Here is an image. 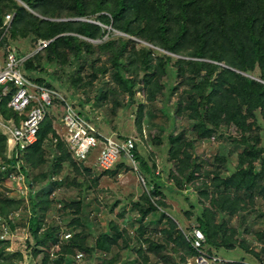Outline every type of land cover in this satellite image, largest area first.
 <instances>
[{
	"label": "rangeland",
	"instance_id": "1",
	"mask_svg": "<svg viewBox=\"0 0 264 264\" xmlns=\"http://www.w3.org/2000/svg\"><path fill=\"white\" fill-rule=\"evenodd\" d=\"M18 1L28 7L22 0ZM27 9L36 15L46 17L29 7ZM67 13L70 15L69 18L63 19L89 20L90 18L73 17L72 11ZM20 22L15 20L14 24H18V29L15 31V36H10L9 32L11 43L6 44L12 45L20 55H29L32 59L38 52L40 40L38 41V38L31 34H21L25 24ZM104 27L113 30L114 38L120 35L128 37L124 32L113 29L111 25H104ZM107 37L106 34L92 42L102 43L108 39ZM133 39L139 42V49L144 44L162 50L138 36H133ZM2 48L4 47L0 46V55ZM128 53L127 50L125 64L129 63ZM136 53L138 61L135 66L142 71L145 69L144 59L140 50ZM74 55L70 51L65 62L56 60L51 63H47L46 56L36 57L33 60L34 66L28 69L35 70L33 73L36 75H45L48 78L46 83L51 84L52 89L59 90L69 99L97 131L116 137L122 135L136 138L138 151L148 156L151 163L155 161L154 171L160 177V181H156L163 183V196L152 195V201L158 203L160 211H152L142 216L140 210L134 205L136 201L144 203L142 194L150 193L154 184L149 183L148 177L146 178L130 160H125L124 157L112 170L102 171L94 160L96 155L92 153L93 158L84 162V165L91 170L90 174L82 171L83 169L80 173L76 172L69 161L64 162L61 170L52 172L46 177L38 176V172L42 171L35 170L32 176H38L37 183L35 184L33 178L26 175L24 180L25 184L29 185L30 191L28 193L21 191L20 187H24V184L21 182L23 176L19 165L10 162L13 160L14 150L13 142L9 140L11 135L8 125L17 124V122L13 118L5 119L0 113V132L6 142L3 155H0V173L2 174L0 196L3 199L10 198L15 201L14 205L8 207L10 208L8 211L9 235L5 239H0V263L196 264L193 259L195 253L192 254L190 249L180 248L178 245L167 242L168 219H163L161 211L178 222L186 239L190 241L189 233L194 226L198 225L197 217L201 215L202 209L210 205V200L202 197L195 186L204 179L213 184L218 175L215 173L207 175V172L219 167L222 175L227 177L222 183V189L229 190L234 196L236 193L230 188L229 176L246 165L245 155L249 152V144L261 138L260 143L264 147V118L258 113L261 128L256 130L252 127L250 132L253 140L249 138L246 143L240 141L242 131L236 125L226 127L225 124V127L219 128L210 137L200 136V121L191 118L188 110V113L185 110L177 112V105L185 107L189 102L182 95V88L169 89V83L172 85L177 83L178 78L170 77V75H164L162 78L160 76L161 79H158L161 83H166L161 90L152 84L144 87L143 79L139 75V82L133 94H130L129 91H123V88L115 82L116 69L112 61L105 58L106 56L100 61L96 60V66L107 62L110 64L108 71L106 74L100 73L97 78H93L90 67L93 59L97 58V54L88 51L79 58ZM42 68H47L49 75L40 72ZM134 70L135 68L129 72V76L136 78ZM79 71H81V80H78ZM111 87L116 88L117 92L113 89L111 91ZM55 107L57 109H51L49 116L57 135L66 141L65 129L61 121L63 111L59 101H56ZM201 108H207L206 103H203ZM140 110L142 113L139 122ZM172 136L180 138L179 153L172 152ZM184 150L186 154L191 155L193 163L199 165L194 172L200 177L187 182L183 176L181 185V179L175 180L174 177L179 175L187 164L188 156ZM216 156H223L225 160L217 163ZM73 158L77 162L74 156ZM53 159H55L54 154L47 156L45 167L53 165ZM27 164L25 162V169ZM39 193L47 194L49 204L45 202L40 204L41 201H35L34 196L37 197ZM71 202L80 203L78 213L72 207L65 206ZM36 214L40 215L41 222L37 234H34L32 218ZM75 217L79 218V226L74 225ZM223 217L228 220V226L236 229L234 234L228 233L234 245L230 248H222L217 253V256L223 259V264H234L236 261L243 264H258L256 259L258 257L247 252V248L240 247V242L241 245L244 243L243 245H249L250 249L259 252L264 259V237L260 238L264 235V202L258 199L256 205L247 212L239 211L232 217L223 213L218 215L217 223L212 227L220 234H222L220 224ZM115 225L119 227L115 234L117 238H114L111 244L105 245L104 242L100 246L98 244L100 233H115L110 230ZM57 227L58 229H54ZM247 227L248 232L245 231ZM80 229H83L87 235L85 244L90 250L82 249V251L78 249L79 247L73 246L74 253L70 251L65 254L63 260L58 258L63 252L62 245L66 246L69 243V240L62 238V233L71 232L74 237ZM49 230L53 232L48 233ZM154 244L163 247L156 249ZM139 249H142V252H139ZM78 252H85L81 260L75 254Z\"/></svg>",
	"mask_w": 264,
	"mask_h": 264
},
{
	"label": "trees",
	"instance_id": "2",
	"mask_svg": "<svg viewBox=\"0 0 264 264\" xmlns=\"http://www.w3.org/2000/svg\"><path fill=\"white\" fill-rule=\"evenodd\" d=\"M22 1L29 9L46 17L30 12L28 7L18 0H0V46L4 47L7 42L11 43L10 36H15V31L18 29V24H14L15 20L25 24L21 34L34 35L38 41H48V45L37 52V54L43 52L42 54H36L26 61V70L34 66L33 60L36 57L46 56L47 63L56 60L65 62L70 51L78 58L92 51L97 54V58L92 61L91 76L97 78L100 73L106 74L109 63L96 66V60L100 61L106 56L108 61H112L117 72L114 76L116 81H114L123 88V91H129L130 94H133L139 82V75L143 79L144 87L152 84L161 90L166 86V83L160 81L162 76L170 75V77L178 78L177 83L173 85L169 83V89L182 88V95L190 103L188 102L185 107L177 105V112L190 111V117L200 121V136L210 137L219 128L225 127V124L226 127L236 125L242 131L240 141L246 143L249 138L253 140L250 132L252 127L260 130L259 115L264 118V0ZM67 11H72L73 17H90L88 18L90 21L63 19L69 18ZM8 13H15L9 27L6 25ZM104 25H111L113 29L124 32L128 37L120 35L114 38L113 30L105 28ZM106 34L108 39L102 43L92 42ZM133 36H138L162 50L144 44L139 49V42L133 39ZM127 50L129 63L125 64ZM138 50L145 63V69L142 71L135 66L138 61L136 56ZM133 68H135L136 78L129 76ZM40 72L49 75L47 68L40 69ZM79 74L78 80H81V71ZM47 79L45 75L35 77L38 83L51 86L46 83ZM14 88L12 87L11 90L13 91ZM112 89L117 92L116 88L111 87V91ZM2 90L3 86H0V113L5 119L13 118L18 124L19 114L8 106L11 93L3 95ZM203 103H206L207 108H201ZM141 113L142 110L139 113V122ZM116 138L124 139L125 137L120 135ZM179 140V137H171L173 154L180 152ZM260 142L261 138L248 145L249 152L245 155L246 165L229 176L230 188L236 193L234 196L229 190L222 189V183L227 177L222 175L219 167L207 172V175L210 173L218 175L213 184L204 179L195 186L202 197L210 200V205L202 209L201 215L197 217L198 225H196L205 234L204 250L209 255H217L220 249L234 245L230 235L234 234L236 229L228 226V220L223 217L221 221L222 234L212 227L217 223L218 215L223 213L232 217L239 211L247 212L256 205L258 199L264 202V147ZM5 148V137L0 132V155H3ZM70 151L69 143L57 135L52 120L47 115L40 125L37 141L25 150V162L28 163L26 169L24 168L26 175L32 177L36 184L39 175L46 177L52 172H58L66 161L72 163L76 172L80 173L83 169L82 171L90 174L91 170L84 165L85 161L78 162L76 159L78 163H81L78 164ZM184 153L186 154V151ZM52 154L55 155V159L52 160L53 165L45 167L47 156ZM91 154L92 152L90 156ZM134 154L138 161V169L146 178L148 177L149 183L154 184L150 193L142 194L144 203L138 201L134 203L142 216H145L152 211H160L158 203L152 201V195L163 196V183H159L160 177L154 171L155 161L151 163L148 156L138 151L137 144ZM186 156H188L186 166L179 175L174 177L175 180L181 179V185L184 179L188 182L200 177L194 172L199 165L193 163L194 160H191L189 153ZM215 160L218 163L225 159L223 156H216ZM15 161L13 159L10 162ZM35 170L42 172H38V176L33 177L32 173ZM187 173H189L188 176ZM34 199L37 202L41 201L40 204L42 202L49 204L46 193H39L37 197L34 196ZM12 204H15L14 200L3 199L0 196V215L8 219V224L10 209L8 207ZM162 204L165 205L163 202ZM65 206L72 207L76 213L80 210V203L71 202ZM161 213L163 219H168L167 242L178 245L180 248H188L192 254H196L191 241L186 239L178 222L168 217L165 212L161 211ZM40 218L39 214L32 218L34 234H37ZM73 221L74 225L79 226L78 217H75ZM118 229L119 227L115 225L110 229L115 233H100L98 244L100 246L104 242L105 245L111 244L113 239L117 238L115 234ZM53 230H49L48 233ZM245 231H249L248 227ZM229 232H231L230 235ZM86 236L83 229L76 232L74 237L69 239L68 246L62 245L63 252L58 258L63 260L65 254L73 252L75 249L73 246L89 251V247L85 244ZM263 237L264 235L260 236V238ZM243 244L241 245L240 242V247L247 248V252L258 257H255L258 264H264V259L259 252ZM154 246L156 249L163 247L155 244ZM139 252H142V249H139ZM234 264L243 263L236 261Z\"/></svg>",
	"mask_w": 264,
	"mask_h": 264
},
{
	"label": "built area",
	"instance_id": "3",
	"mask_svg": "<svg viewBox=\"0 0 264 264\" xmlns=\"http://www.w3.org/2000/svg\"><path fill=\"white\" fill-rule=\"evenodd\" d=\"M15 16V13L6 15V25L9 27ZM48 41L40 40L37 51L44 49ZM0 55V86H3V95L11 93L8 106L16 111L20 120L18 124L8 125L13 142V162L19 165L22 173L21 191L29 192V185L25 184V150L37 141V135L41 123L47 115H50L51 109L55 107L56 101H59L60 108L63 111L61 121L65 129L64 136L69 143L73 156L79 161H87L90 153H94L96 165L102 171H108L115 168L122 161L130 160L138 169L134 149L136 148V138L129 136L124 139L115 136L103 134L92 126L84 114L79 112L73 103L70 102L59 90L52 89L46 84H40L35 80V70H26L25 62L30 58L29 55H20L14 47L6 44L1 49ZM12 87H15L12 91ZM8 219L0 215V239H5L9 235ZM192 247L196 250L193 259L196 264H223V259L217 255H209L204 250L206 237L204 232L194 226L189 233ZM72 237L71 232L62 233V238L69 240ZM77 258L82 259L83 252L77 253Z\"/></svg>",
	"mask_w": 264,
	"mask_h": 264
},
{
	"label": "crops",
	"instance_id": "4",
	"mask_svg": "<svg viewBox=\"0 0 264 264\" xmlns=\"http://www.w3.org/2000/svg\"><path fill=\"white\" fill-rule=\"evenodd\" d=\"M92 156H93V154H91V156L89 157V159L93 158ZM89 159H88V160H89Z\"/></svg>",
	"mask_w": 264,
	"mask_h": 264
}]
</instances>
